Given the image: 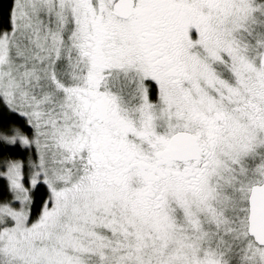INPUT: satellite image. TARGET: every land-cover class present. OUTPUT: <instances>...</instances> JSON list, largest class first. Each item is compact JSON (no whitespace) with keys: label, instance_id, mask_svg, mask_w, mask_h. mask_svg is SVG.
I'll list each match as a JSON object with an SVG mask.
<instances>
[{"label":"snow or ice","instance_id":"obj_1","mask_svg":"<svg viewBox=\"0 0 264 264\" xmlns=\"http://www.w3.org/2000/svg\"><path fill=\"white\" fill-rule=\"evenodd\" d=\"M0 264H264V0H0Z\"/></svg>","mask_w":264,"mask_h":264},{"label":"trees","instance_id":"obj_2","mask_svg":"<svg viewBox=\"0 0 264 264\" xmlns=\"http://www.w3.org/2000/svg\"><path fill=\"white\" fill-rule=\"evenodd\" d=\"M4 2L6 3V0H4Z\"/></svg>","mask_w":264,"mask_h":264}]
</instances>
